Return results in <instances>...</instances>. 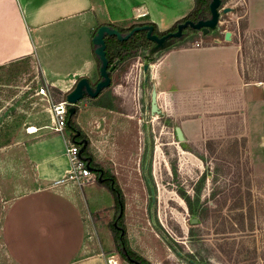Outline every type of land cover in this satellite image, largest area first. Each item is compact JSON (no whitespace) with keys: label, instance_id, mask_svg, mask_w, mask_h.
I'll return each mask as SVG.
<instances>
[{"label":"rangeland","instance_id":"1","mask_svg":"<svg viewBox=\"0 0 264 264\" xmlns=\"http://www.w3.org/2000/svg\"><path fill=\"white\" fill-rule=\"evenodd\" d=\"M101 1L96 16L86 15L69 33L49 29L35 34L32 54L0 63V264H13L3 237L11 199L42 188L86 193L69 174V132L56 128L55 108L48 92L39 89L52 86L67 93L72 81L88 74L91 48L80 38L87 39L100 23L128 27L152 17L162 28L192 2ZM223 1L221 6L233 10L221 14L208 35L199 31L170 50L139 52L128 61L125 73L114 79L121 100L115 110L81 104L75 117L89 141V154L122 191L127 247L149 264H264V145L242 135L240 92L203 86L194 91V85L189 90V85L161 82L166 64L180 60L171 59L175 51L208 46L214 36L223 41L224 31L233 32L242 45L243 75L264 82V31L244 32V17L235 20V0ZM136 6H149L153 14L136 17ZM153 87L159 110L154 114L148 111ZM176 127L182 128L181 142ZM80 201L88 229L82 256L128 264L109 227L114 209L102 200Z\"/></svg>","mask_w":264,"mask_h":264},{"label":"crops","instance_id":"2","mask_svg":"<svg viewBox=\"0 0 264 264\" xmlns=\"http://www.w3.org/2000/svg\"><path fill=\"white\" fill-rule=\"evenodd\" d=\"M101 4V0H0V63L32 54L35 34L49 29L69 33L86 15L95 17ZM236 5L235 20L244 17V32L264 31V0H235ZM240 5H243V15L239 14ZM192 7L193 1L184 12L162 24V28L152 17L150 22L161 31L167 30ZM132 13L136 17L153 14L149 6H136ZM92 33L87 39L80 38L81 43L88 41L91 50ZM211 40L208 46L182 48L173 55V51L168 52L165 59L170 54L171 59L174 56L180 60L166 64L161 82L189 85V90L194 85V91L201 86L208 91L237 89L245 117L242 135L261 139L264 145V90L259 87L264 82L244 79L240 62L242 45L235 42L233 32H230V41H221L218 36ZM194 125L196 127V123ZM85 185L82 190L86 193L82 194L77 190L70 192L67 187L62 190L42 188L9 201L3 237L13 264H104L97 256H82L88 229L80 200L87 204L102 200L105 206L112 207L113 198L106 188L94 181Z\"/></svg>","mask_w":264,"mask_h":264},{"label":"trees","instance_id":"3","mask_svg":"<svg viewBox=\"0 0 264 264\" xmlns=\"http://www.w3.org/2000/svg\"><path fill=\"white\" fill-rule=\"evenodd\" d=\"M193 1V7L192 9L182 18L178 19L175 21L170 28L167 30H164L162 32L158 31L156 25L154 23L148 22L149 25L153 26V33L157 36H162L168 32H174L176 30V27L178 24L190 20L193 22H197L198 20H204L210 17V12H209V2L210 0H192ZM223 3L224 1L221 0ZM243 24L241 28L243 29ZM130 30V28L127 29H119L121 33H127ZM199 31L187 28L183 30L182 36L178 39H171L169 45L164 48L169 49L175 45H181L185 43V41L191 37L192 35L196 34ZM212 32V31H211ZM210 32V33H211ZM152 46V42H150L148 39L145 38V31H140L136 32L128 38L126 41L120 42L114 37H109L106 40V49L108 52L112 53V57L115 56L116 53H125L126 55L123 57L124 59L126 58H134L139 54V50L144 49V48H149ZM91 47L94 48L93 44H91ZM170 50V49H169ZM245 80H252L254 78H247L244 75ZM256 80V79H254ZM48 96L50 97L52 105L58 104L62 101L65 100V95L66 93L58 90L55 87H48L47 88ZM75 116L76 114L74 113L72 116H68V113H66L65 117V129L69 132V138H72V131L78 130L80 132V137L84 138L87 142L86 146L84 147L83 151L80 153L79 158L83 160L84 157H91V155L88 152V146H89V141L86 137V135L83 133L82 130L79 129L77 124L75 123ZM74 144L77 145V143L74 142ZM78 146V145H77ZM94 167V164L91 162L89 164V168ZM95 179L94 181L99 185L108 190V192L112 195L113 198V206L112 208L114 209V219L112 222L109 224L110 230L113 235V239L116 245L117 250L121 254V257L124 261H126L128 264H134L129 261L128 258L134 259L135 261L143 264H149L147 263L144 259L140 258L138 255L130 251V249L127 247L126 242H125V232L124 228L122 226V220H123V208H124V198L122 191L120 190L117 181L113 175H111L109 172L105 171L104 174L102 175V180L98 181L97 177L98 174L94 171H90ZM105 176H109L111 178V181H108ZM183 197V196H182ZM184 200H186L187 204H189V200L185 197H183ZM114 223L116 225L121 226L123 230V234L121 235L120 231H118L114 227Z\"/></svg>","mask_w":264,"mask_h":264},{"label":"water","instance_id":"4","mask_svg":"<svg viewBox=\"0 0 264 264\" xmlns=\"http://www.w3.org/2000/svg\"><path fill=\"white\" fill-rule=\"evenodd\" d=\"M221 0H210L209 2V12L210 17L204 20H198L197 22H193L190 20H186L177 25L176 30L174 32H168L162 36H157L153 33V26L152 25H144L141 27L133 28L129 31L126 35L122 36L117 30L111 29L106 25L100 26L96 34L92 37L91 43L94 48V54L100 59L101 66L100 72L102 75V80L96 85L95 91L92 92L91 89L88 87L87 80L85 78L80 79L76 84L75 87L68 91L65 95V102L69 106L67 109L68 116H72L75 112L74 105L82 98L83 94V85H86V90L91 97H95L97 93L102 89L109 85L110 79L106 72L107 61L105 58V43H104V36H116V38L120 41L127 40L134 32L136 31H146V38L154 44L153 51L163 50L166 48L171 39H178L182 36L183 30L190 28L196 31H200L202 35H208L211 31H214L217 28L219 23V17L221 14H225L231 12L233 9L232 7H223L221 6ZM224 41H230V32L226 31L223 37ZM148 68V64H144L143 69L146 71ZM150 108L152 113H159L157 103H156V90L153 87L151 90V97H150ZM175 133L179 142L183 141V132L181 127L175 128ZM85 144H83L79 151L78 155L83 151ZM90 171L96 172L95 169H91L87 166ZM98 181H101V177L97 178ZM195 219H192L191 222H194ZM131 262V261H130Z\"/></svg>","mask_w":264,"mask_h":264},{"label":"flooded vegetation","instance_id":"5","mask_svg":"<svg viewBox=\"0 0 264 264\" xmlns=\"http://www.w3.org/2000/svg\"><path fill=\"white\" fill-rule=\"evenodd\" d=\"M102 25H106V26L110 27L111 29L117 30L122 36H124L127 33H129V31L132 30L133 28L141 27V26L149 25V24H148V22H134L130 26L125 27V26H119V25H116V24H113V23H105V22H103V23L99 24L94 29V31L92 33V37L96 34L97 29L100 26H102ZM127 28H130V30L127 33H125V34L121 33L119 31V29H127ZM142 31H144V30H142ZM136 32H140V30L136 31ZM136 32H134V33H136ZM133 34L131 36H133ZM92 37H91V39H92ZM109 37H114L115 39H117V38H116V36H108V35L104 36L105 58H106V61H107L106 72H107L108 77L110 79V83H109V85L107 87L102 88L97 93V95L95 97H91L88 94V91L86 90V85H83L82 98L74 105V108H75V112L74 113L76 114V116L78 114L79 106L81 104H84V105L91 104L94 108H99L101 110H107V111L111 112V111L115 110L114 107H116L117 105H119V103H121V100H119V97H118L119 93H116L114 91V87L119 86V84L114 85V79H115V77L117 75L120 74L121 71L124 70L123 73H125V69H127V64L129 63L128 61L131 60V58L124 59L123 57L126 55L125 53H116L115 56L112 57V53L108 52L107 49H106V40ZM145 38H146V31H145ZM118 41H120V40H118ZM123 41H126V40H123ZM123 41H120V42H123ZM153 47H154V44L152 43L151 47L144 48V49H141L139 51L141 53H145V55L146 54L148 55L149 53H153L154 54V53H157L158 51H160V50L153 51ZM94 48H95V46H94ZM94 48H92V50H91V53H92V64H91L90 71L88 72V74L80 75L77 79H75L73 85L70 87V89L68 91H71L75 87V84L80 79L85 78L87 80L88 87L91 89L92 92H94L95 88H96V85L102 80V75H101V72H100L101 62H100V59L94 54ZM146 72H147V70L144 71V69H143V73L145 74ZM150 97H151V93H150ZM150 97H149L148 111L150 113H152L151 108H150ZM156 98H157V96H156ZM68 107L69 106L67 105V109H68ZM69 139H70L71 142L77 143L78 149H80V147L83 144H85V146L87 144L86 140L84 138L80 137V132L78 130L72 131V138H69ZM83 161L85 162L86 167L87 166L89 167V164L92 162L94 164V167H91V169H95L96 173L98 174V177L100 176L101 179H103L102 175L104 174V172L106 170L104 168H102L101 166H99L94 161L92 156L91 157H84ZM104 178H106L108 181H110L112 183L111 178L109 176H105ZM113 225L118 231H120V233L122 235L123 234V230H122L121 226L116 225V223H114ZM128 259H129V261H131V263L143 264V263H139V262L135 261L134 259H131V258H128Z\"/></svg>","mask_w":264,"mask_h":264},{"label":"built area","instance_id":"6","mask_svg":"<svg viewBox=\"0 0 264 264\" xmlns=\"http://www.w3.org/2000/svg\"><path fill=\"white\" fill-rule=\"evenodd\" d=\"M262 90H264V83L261 85ZM40 92L47 96V90L40 88ZM56 114V128L58 130L65 129V117L67 113V104L64 101L53 105ZM78 146L70 141L69 136L67 140V146L65 147V156L69 163V174L76 185H85L93 182L95 177L86 167L85 162L79 158Z\"/></svg>","mask_w":264,"mask_h":264},{"label":"bare ground","instance_id":"7","mask_svg":"<svg viewBox=\"0 0 264 264\" xmlns=\"http://www.w3.org/2000/svg\"><path fill=\"white\" fill-rule=\"evenodd\" d=\"M24 43H25V42H24ZM68 90H69V89H68ZM68 90H67V91H68ZM35 130H36V129H35L34 127H30V131H31V132H34Z\"/></svg>","mask_w":264,"mask_h":264}]
</instances>
